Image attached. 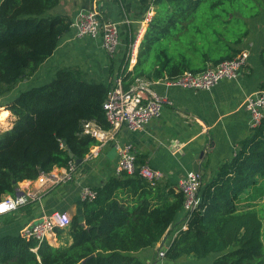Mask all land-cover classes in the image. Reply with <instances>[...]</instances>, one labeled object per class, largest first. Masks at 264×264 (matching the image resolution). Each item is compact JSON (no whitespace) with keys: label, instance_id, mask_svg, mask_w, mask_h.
Wrapping results in <instances>:
<instances>
[{"label":"trees","instance_id":"1","mask_svg":"<svg viewBox=\"0 0 264 264\" xmlns=\"http://www.w3.org/2000/svg\"><path fill=\"white\" fill-rule=\"evenodd\" d=\"M59 1L0 2V100L29 79V85L4 104L14 120L0 131V201L16 194L25 179L85 159L99 143L84 132L86 121L110 126L104 102L114 79L102 82L79 67L63 66L51 80L31 85L30 78L70 29L69 16L51 12ZM154 4L155 15L134 66L129 68L132 38L121 64L114 61L111 68V73L122 76L126 89L138 78H175L235 57L249 32V19L264 9V0H155ZM262 57L264 63V50ZM7 115L4 110L1 117ZM142 164L137 161L134 172L112 174L94 186L96 196L83 201V217L76 214L70 224L56 228L58 236L72 239L71 243L54 245L48 239L3 234L0 264H147L136 252L165 237L183 211L185 197L180 190L165 192L160 183H152L140 173ZM263 186L264 117L215 175L203 176L201 202L188 228L168 247L167 259L215 253L211 264H264ZM243 197L250 200L245 205L240 203Z\"/></svg>","mask_w":264,"mask_h":264},{"label":"crops","instance_id":"2","mask_svg":"<svg viewBox=\"0 0 264 264\" xmlns=\"http://www.w3.org/2000/svg\"><path fill=\"white\" fill-rule=\"evenodd\" d=\"M151 0H60L51 9L54 14L69 16L70 29L61 36L55 52L47 58L36 73L30 78L31 85L44 83L53 78L63 66H76L88 75L102 82H111L117 75L111 68L120 65L135 38L139 49L140 42L148 24L143 22ZM96 6L103 20L121 22L120 44L114 54L108 53L102 45L101 37H79L72 23L80 11ZM248 51L247 63L237 78H223L211 89H194L172 85L164 79L149 80L156 92L167 96L169 102L163 105L161 115L151 120L142 130H132L123 126L117 133V141L104 145L98 156L83 159L77 165L72 181L58 184H45L38 189L37 179H25L19 182L21 194L38 190L39 196L21 204L18 208L0 214V236L3 234H22V230L53 211H67L73 217H83L84 185H100L114 174L118 161L116 143L131 142L137 152V161L142 165L163 171L164 176L156 180L161 189L177 188V182L188 170L193 169L195 161L203 176L210 178L216 174L219 166L230 160L236 153L239 141L251 130L250 112L245 107L246 97L261 89L264 81V9L249 19V32L239 46ZM134 66V65H133ZM115 68V67H114ZM116 69V68H115ZM29 79L23 81L9 93L14 97L20 88L27 87ZM1 109V108H0ZM8 112L10 128L14 115ZM204 151L203 157H198ZM64 167L59 169L63 170ZM16 192L15 195H18ZM32 201L31 204L29 202ZM250 200L243 197L241 205ZM183 211L171 225L165 237L153 246L136 252L147 264H211L217 254L203 258L184 256L177 261L161 260L159 250L169 243L179 228L177 223L183 220ZM14 217L10 223L4 219ZM171 237V238H170ZM49 241L54 245L72 242L66 236L59 237L57 232Z\"/></svg>","mask_w":264,"mask_h":264},{"label":"built area","instance_id":"3","mask_svg":"<svg viewBox=\"0 0 264 264\" xmlns=\"http://www.w3.org/2000/svg\"><path fill=\"white\" fill-rule=\"evenodd\" d=\"M155 0H151L149 8L144 17L145 22H149L155 15ZM116 20H103L100 10L93 6L84 9L75 17L72 25L76 29L79 37L93 36L101 37L105 50L114 54L120 44V25ZM138 50L135 43L132 45L130 55V67L137 61ZM248 51L242 50L235 57L224 60L217 65L208 67L200 72L185 71L175 78H162L172 85H180L194 89H211L223 78H237L242 68L248 60ZM114 86L110 89L104 102L109 127L104 128L95 121L84 123V132L91 134L99 140V143L91 148L89 157L98 156L101 148L110 141H117V133L123 126L132 130L144 129L152 119L161 115L163 105L169 102L167 96L152 89L151 82L145 78L136 79L130 88H125L121 75L114 77ZM245 107L250 112V126L255 127L260 124L264 117V89L246 97ZM118 150V161L114 174L123 171L134 172L137 168V152L131 142L116 143ZM77 163L70 161L63 170L55 168L50 172H41L37 178L38 189L45 184H58L72 181L76 175ZM140 173L148 178L152 183L164 176L163 171L149 166L142 165ZM203 175L201 171L188 170L177 182L178 190L184 193L183 220L181 226L176 230L169 243L162 246L158 257L161 260L167 259L166 251L179 232L188 228L189 219L193 211L201 202V187ZM18 195L7 194L0 201V214L7 213L18 208L21 204L39 196L38 190H31L28 194ZM84 199H93L96 190L90 185H84L82 189ZM72 216L67 211H53L44 214L37 221L30 223L22 230L24 236L36 237L40 241L50 239L56 233L57 227H64L70 224Z\"/></svg>","mask_w":264,"mask_h":264},{"label":"rangeland","instance_id":"4","mask_svg":"<svg viewBox=\"0 0 264 264\" xmlns=\"http://www.w3.org/2000/svg\"><path fill=\"white\" fill-rule=\"evenodd\" d=\"M20 85H23V82L20 81L17 85V87H21ZM15 90V89H14ZM13 90V91H14ZM9 94L4 96L1 100H0V131L5 130L7 128V125L11 124V121L9 120V116L7 115V117H1L2 112L6 109L4 104L9 100ZM263 190H264V186H263ZM260 200L262 201V203L264 204V198H260Z\"/></svg>","mask_w":264,"mask_h":264},{"label":"water","instance_id":"5","mask_svg":"<svg viewBox=\"0 0 264 264\" xmlns=\"http://www.w3.org/2000/svg\"><path fill=\"white\" fill-rule=\"evenodd\" d=\"M1 1H2V0H0V2H1ZM204 154H205V152H204V151H201V152L199 153V155H197V158H198V157H203ZM70 156H71V157L74 156L72 152H70ZM75 162H76L77 164L82 163V162H83V159L78 158V159L75 160ZM193 169L196 170V171H199V170H200V168H199V162H198V161H195ZM92 256H94V253H92V254H90L89 256L83 258V259H82V262H86V261H87L89 258H91Z\"/></svg>","mask_w":264,"mask_h":264}]
</instances>
